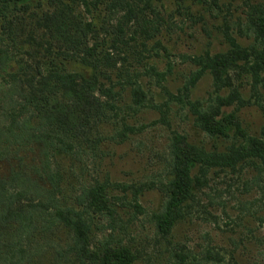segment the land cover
Listing matches in <instances>:
<instances>
[{
	"label": "trees",
	"instance_id": "trees-1",
	"mask_svg": "<svg viewBox=\"0 0 264 264\" xmlns=\"http://www.w3.org/2000/svg\"><path fill=\"white\" fill-rule=\"evenodd\" d=\"M162 1L0 0V264L136 260L126 245L97 239L102 229L95 218L113 217L121 198L109 184H87L82 160L136 134L127 113L145 108L144 79L165 82L167 74L155 63L145 68L141 57L151 39L146 15ZM259 13L251 21L259 48H243L226 35L225 52L196 58L200 69L178 95L165 94L190 110L208 137L245 139V153L264 172V130L246 136L235 113L224 111L240 101L238 94L219 95L239 63L251 61L253 80L264 82V14ZM205 73L213 80L215 104L190 99ZM155 108L168 109V101ZM196 152L185 136L172 133L169 171L156 184L165 201L155 216L163 236L183 218L192 197L190 176L201 161ZM142 193L135 190L134 201Z\"/></svg>",
	"mask_w": 264,
	"mask_h": 264
},
{
	"label": "rangeland",
	"instance_id": "rangeland-1",
	"mask_svg": "<svg viewBox=\"0 0 264 264\" xmlns=\"http://www.w3.org/2000/svg\"><path fill=\"white\" fill-rule=\"evenodd\" d=\"M162 3L156 12L146 15L151 39L141 57L145 68L155 63L159 72L167 74L165 82L144 79L145 108L136 115L127 113L133 115L129 123L138 129L136 134L125 143L112 142L102 148L98 157L88 154L82 160L87 184H109L121 198L113 217L95 218V225L102 229L97 239L102 244L129 247L136 258L133 264H264V172L245 153V139L208 137L196 126L190 110L169 102L165 94L178 95L200 69L193 62L196 58L225 52L229 48L226 35L243 48H259L253 42L251 21L259 12L264 14V0ZM250 64L239 63L231 69L219 95L228 97L236 91L240 101L224 111L235 113L246 136L256 137L264 130V82L255 83ZM214 91L212 77L205 73L190 99L215 104ZM165 101L168 109L160 108ZM157 105L165 111L164 122ZM172 133L185 136L201 161L191 172L193 193L183 218L170 235L163 236L155 216L165 201L156 184L169 171ZM135 190L143 192L136 201Z\"/></svg>",
	"mask_w": 264,
	"mask_h": 264
}]
</instances>
